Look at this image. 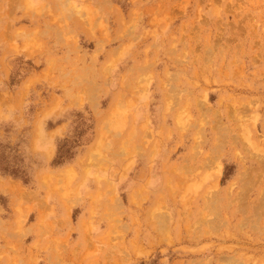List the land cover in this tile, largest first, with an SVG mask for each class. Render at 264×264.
<instances>
[{"label": "rangeland", "instance_id": "1", "mask_svg": "<svg viewBox=\"0 0 264 264\" xmlns=\"http://www.w3.org/2000/svg\"><path fill=\"white\" fill-rule=\"evenodd\" d=\"M0 264H264V0H0Z\"/></svg>", "mask_w": 264, "mask_h": 264}]
</instances>
